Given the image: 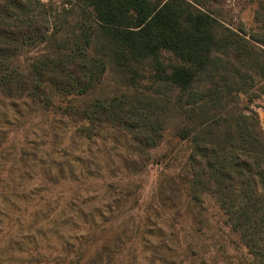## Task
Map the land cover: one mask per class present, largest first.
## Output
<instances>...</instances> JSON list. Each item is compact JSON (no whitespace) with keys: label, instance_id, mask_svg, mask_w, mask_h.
Listing matches in <instances>:
<instances>
[{"label":"trees","instance_id":"1","mask_svg":"<svg viewBox=\"0 0 264 264\" xmlns=\"http://www.w3.org/2000/svg\"><path fill=\"white\" fill-rule=\"evenodd\" d=\"M74 1L90 9L95 23L94 28H80L75 37L49 34L48 28L37 33L29 17L16 18L14 12L0 17V108L11 103L17 121L22 112L50 115L44 153L54 152L48 167L43 158L37 161L42 175L48 181L61 179L83 187L76 189L78 196H66L54 210L60 208L61 250L45 264H264V130L255 113L247 117L221 112L204 119L203 108L217 92L208 90V99L191 91L202 75L216 89L219 80L224 86L229 81L240 85L238 92L246 91L245 75L236 81L244 71L264 83L263 35L251 38L260 49L220 23L205 9L204 0ZM256 3V21L264 24V0ZM38 42L56 44L60 50L32 60L30 67L18 61L24 47ZM228 56L241 67L231 62L226 70L223 58ZM108 63L123 89L110 98L91 99L102 85ZM145 80L176 90V101L146 93ZM259 91L264 94V86ZM196 111L197 125L191 126L189 118ZM174 112L180 118L177 137L187 139L200 129L185 170L170 178L171 188L159 191L140 218L121 219L135 198L132 178L148 163L144 152L169 130ZM97 128L115 129L127 138L132 157L104 163L70 158L67 150L74 149V139L92 142ZM26 155L24 149L19 158ZM74 163L82 168L79 173ZM105 171L111 182H102L105 194L96 210L93 204L99 193L93 194L89 183L103 181ZM169 190L173 196L165 195ZM36 193L23 189L5 202L32 203ZM204 197L215 202L245 255L230 260L200 239L204 222L197 214L202 213ZM183 198L186 206L181 208L175 200Z\"/></svg>","mask_w":264,"mask_h":264},{"label":"rangeland","instance_id":"2","mask_svg":"<svg viewBox=\"0 0 264 264\" xmlns=\"http://www.w3.org/2000/svg\"><path fill=\"white\" fill-rule=\"evenodd\" d=\"M12 1L0 0V17L6 11L11 14L14 12L16 18L29 17L30 21L34 23L37 33L48 28L49 34L57 32V36H63L70 33L75 37L80 33V28L84 26L90 29L94 28L95 23L91 18L93 16L90 9L74 0H16V4H12ZM204 1L206 2L205 9L212 13L220 23L242 38H246L257 48L262 49L260 44H256L251 39L254 38L252 36L263 35L262 39L264 40V24L256 21L255 17L256 0ZM197 7L203 9V7ZM261 16L264 20V12L262 11ZM11 21L14 20L11 18ZM44 21H47V24ZM80 43H83V40H80ZM58 44L62 45L60 42ZM57 46L50 42L30 43L29 48L26 46L28 49L25 47L22 49L18 61L20 60L23 65L30 63V67L32 60L60 50H56ZM167 56L168 54L164 55V57ZM231 62L235 66L241 67V64L235 61L233 56H228L227 59L223 58L226 70L228 67H232ZM111 68L112 66L108 63L102 85L92 93L91 99L98 96L110 98L118 90L123 89L118 85L119 76L111 71ZM241 74L240 77L236 76V81H240L241 77L245 75L244 82L247 83L245 92H238L237 88L240 85H232L230 81L224 86V83L219 80V86L216 89L215 85L211 83V79L205 75H202L201 81L194 84L191 91L195 92L198 97L203 95L208 99V90H216L217 92L203 108L204 119H210L213 114L217 115L221 112L231 114L236 112L247 117H253V113H255L264 130V94L259 91L260 86H264V83L257 80L256 77L253 78L251 72L244 71ZM142 86L143 90L144 88L147 89L144 91L148 94L167 99L170 102L176 101L177 91L172 88L165 85H152L148 80L143 81ZM216 96L221 97V99L216 100ZM19 110L25 109L21 107ZM14 111L11 103H2V108H0V264H45L57 257L61 250V231L58 224L61 219L57 221L60 208L54 210L57 206H62L66 196L72 194L78 196L79 191L76 189L83 187L78 184L72 185L70 182L63 183L61 179L48 181L49 179L44 178L43 172L38 166L37 161L40 162V158H43L48 167L54 152L51 149L50 156L44 153V146L47 143L44 136L52 117L45 111L32 115L22 112L23 118L17 121L19 117L13 116ZM196 114L199 115L200 113L196 111L194 116L189 118V124H193L191 126L197 125L194 120ZM179 121V115L174 112L169 130L163 134L151 150L144 152L146 156L148 155V163L142 173L132 178V184H134L132 187L136 189L135 198L129 200L128 207L121 219L140 218L146 206L152 200L156 202L154 198L158 196L159 191L171 188L170 178L184 172L188 158L194 149V138L199 137L200 129L187 139H181L175 135ZM68 134L65 136L66 140L70 137V133ZM126 139L115 129L101 130L97 128L92 135V142L82 140V143L79 138H76L73 142L74 149L69 152L67 150V153H69L70 158L74 155L82 161L95 159L102 163L119 162L122 158L132 157L131 142ZM60 141L61 139L57 140L56 144L58 145ZM24 149L28 155L21 160L19 155ZM81 164L83 166L85 162ZM74 166L77 173L82 170L77 163H74ZM93 172H95L94 169ZM96 174H99L98 171ZM103 176V181L95 180L89 183L93 186L91 192H94L93 194L99 193V198H96V203L93 204L96 210L101 204V195L105 194L106 186L102 184L111 182L107 171L104 172ZM129 180L131 181V178ZM23 189H26L27 192L31 190L32 194L36 193L37 189L43 191L34 194L32 203L23 202L22 205L16 203L15 206H10L5 202L6 200L13 201V194ZM169 191L165 195L170 196L172 192ZM62 192L65 197H63ZM177 196L175 195V197ZM41 198L44 199L41 200ZM175 202L181 208L186 206L184 198L176 199ZM200 211L202 213L197 214L198 221H203L204 224L198 236L202 241L213 244L218 250L219 256L227 254L233 261L245 255V250L239 246L237 237L231 234L225 226L221 213L210 197L203 198L202 210Z\"/></svg>","mask_w":264,"mask_h":264}]
</instances>
